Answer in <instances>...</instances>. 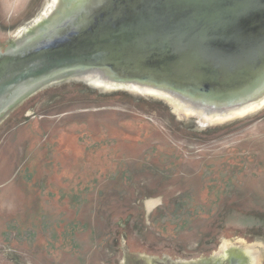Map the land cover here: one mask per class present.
<instances>
[{
	"label": "water",
	"instance_id": "1",
	"mask_svg": "<svg viewBox=\"0 0 264 264\" xmlns=\"http://www.w3.org/2000/svg\"><path fill=\"white\" fill-rule=\"evenodd\" d=\"M29 23L0 264H264V0H0V48Z\"/></svg>",
	"mask_w": 264,
	"mask_h": 264
},
{
	"label": "flooded vegetation",
	"instance_id": "2",
	"mask_svg": "<svg viewBox=\"0 0 264 264\" xmlns=\"http://www.w3.org/2000/svg\"><path fill=\"white\" fill-rule=\"evenodd\" d=\"M31 23H29L28 25L26 24V25H24L23 27H21V28H19L14 34H12L10 37V39H9V41H8V43H7V45L4 47V48H0V51L1 52H4L8 47H10V46H12V44L14 43V41L15 40H17L19 37H21L22 35H24L23 33H25V31L29 28V25H30ZM25 36V35H24ZM3 117V116H2ZM1 117V118H2ZM0 118V119H1ZM230 247H234V246H230ZM237 247H234V248H230V249H227L226 251H227V254H231V253H233L234 251H236L237 249H236ZM214 258H210L209 260H206V259H201V261H199L198 263H195V262H172V261H169V259H166V258H164L163 259V261L162 262H159V261H152V264H222L223 263V260L222 261H220V258L219 259H216V260H214ZM247 260H249V264H250V259L249 258H243L242 259V261H238V262H235V259H232L231 260V264H239L240 262V264H248L247 263ZM211 262H213V263H211ZM140 264H142V263H140ZM230 264V263H229Z\"/></svg>",
	"mask_w": 264,
	"mask_h": 264
},
{
	"label": "trees",
	"instance_id": "3",
	"mask_svg": "<svg viewBox=\"0 0 264 264\" xmlns=\"http://www.w3.org/2000/svg\"><path fill=\"white\" fill-rule=\"evenodd\" d=\"M90 89V88H89ZM91 90V89H90Z\"/></svg>",
	"mask_w": 264,
	"mask_h": 264
}]
</instances>
